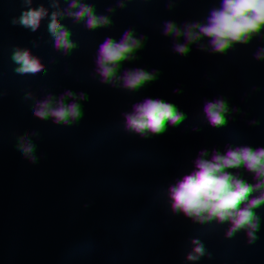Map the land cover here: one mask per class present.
<instances>
[{"label":"trees","instance_id":"trees-1","mask_svg":"<svg viewBox=\"0 0 264 264\" xmlns=\"http://www.w3.org/2000/svg\"><path fill=\"white\" fill-rule=\"evenodd\" d=\"M0 0V95H27L38 139L0 149V185L75 176L66 235L81 213L106 221L70 240L56 264H264V0ZM91 64L72 58L86 43ZM93 87L89 95L82 77ZM186 78L187 103L161 91ZM146 102H142V100ZM4 116L0 108V119ZM191 146L197 164L163 148ZM125 168L102 180L106 167ZM58 207L38 247L2 236V264H44Z\"/></svg>","mask_w":264,"mask_h":264},{"label":"rangeland","instance_id":"rangeland-1","mask_svg":"<svg viewBox=\"0 0 264 264\" xmlns=\"http://www.w3.org/2000/svg\"><path fill=\"white\" fill-rule=\"evenodd\" d=\"M165 0V8L160 12H152L151 19L140 27L145 30L152 26L155 20H164L171 12L170 2ZM215 9L219 7L222 0H204ZM153 14L155 15L153 17ZM158 16V18H157ZM155 19V20H154ZM95 46L92 42L84 44L72 58V63L77 69L88 67L93 60V51ZM82 77L85 83L86 91L93 95V87L88 76ZM196 88L192 86L186 78L180 81H172L162 91L163 98L170 102L187 103L193 97ZM146 102V100H142ZM0 108L4 116L0 119V149L13 145L19 148L22 158L25 156V147L28 144H34L38 139V130L31 120V104L27 95L4 96L0 95ZM163 148L171 150L182 158L192 160L197 164L200 155V141L196 140L194 145L188 146L177 142L175 133L169 132L162 138ZM125 170L122 166L106 167L100 173L102 180L118 178ZM75 176L62 179L59 184L58 192L53 200L40 204L41 194L47 188V183L43 182L38 187L28 188L15 178L0 185V211L4 205L13 204L17 217H0V264L3 262L2 236L8 232L11 241L20 240L23 242L25 250H34L38 247V238L45 226L46 210L58 207L60 212L56 219L50 234V248L47 259L44 264H56L58 258L65 250L70 240H78L83 235H93L97 229L105 224V219L99 213H81V221L78 228L70 232V238L66 235L67 231V213L63 206L64 199L67 197L70 187L76 182ZM39 206L42 213V220L34 223V215L30 209ZM41 218V217H40Z\"/></svg>","mask_w":264,"mask_h":264},{"label":"built area","instance_id":"built-area-1","mask_svg":"<svg viewBox=\"0 0 264 264\" xmlns=\"http://www.w3.org/2000/svg\"><path fill=\"white\" fill-rule=\"evenodd\" d=\"M173 2L171 1L170 3V9H172ZM155 15L153 14V17ZM155 20V19H154ZM156 23V20L152 22V25ZM39 206H34L30 209V213L34 215V223L40 222L42 220V213L38 209ZM11 216V217H17V213L15 212V208L13 204H7L6 206L4 205V209L0 211V217L3 218L5 216ZM41 217V218H40Z\"/></svg>","mask_w":264,"mask_h":264},{"label":"clouds","instance_id":"clouds-1","mask_svg":"<svg viewBox=\"0 0 264 264\" xmlns=\"http://www.w3.org/2000/svg\"><path fill=\"white\" fill-rule=\"evenodd\" d=\"M173 3H174V1H172ZM171 3V2H170ZM157 18H158V16H157ZM165 20V19H164ZM164 20H156V23H158V22H160V21H164Z\"/></svg>","mask_w":264,"mask_h":264},{"label":"crops","instance_id":"crops-1","mask_svg":"<svg viewBox=\"0 0 264 264\" xmlns=\"http://www.w3.org/2000/svg\"><path fill=\"white\" fill-rule=\"evenodd\" d=\"M165 1V0H164Z\"/></svg>","mask_w":264,"mask_h":264}]
</instances>
